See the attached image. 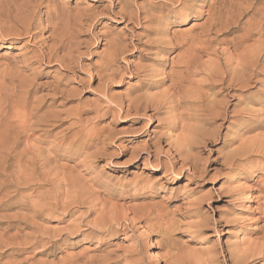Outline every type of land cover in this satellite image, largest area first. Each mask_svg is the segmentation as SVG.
Returning a JSON list of instances; mask_svg holds the SVG:
<instances>
[{"label": "rangeland", "instance_id": "374dc122", "mask_svg": "<svg viewBox=\"0 0 264 264\" xmlns=\"http://www.w3.org/2000/svg\"><path fill=\"white\" fill-rule=\"evenodd\" d=\"M40 1L28 7L26 0H0V19L10 28L14 18L27 15ZM50 1L51 8L35 7L30 34L0 32V165L7 164L3 180L9 184L17 171L34 170L37 181L23 188L13 183L4 192L11 202L0 210V264H134L128 257L138 245L149 263L166 264L172 247V256L191 254L187 261L200 264L229 246L260 239L262 235L250 231L258 228L264 202L259 200L263 192L255 191L264 189V159L253 157L256 161L251 165L237 160L233 169L224 162L241 144L264 134L263 128L253 129L254 119L264 120V87L254 85L230 99L234 105L243 101L237 111L254 112L244 115L246 130H240L242 118L231 117L222 122L216 140L198 145L195 152L209 173L199 178L189 166L180 174L166 173L144 153V147L156 140L159 122L136 120L134 113L127 115L108 99L124 102L127 92L145 81V67L160 66L143 59L149 51L137 45L115 67L121 76L107 84L99 77L107 50L104 35L132 38L144 33L143 25L117 16L120 8L111 12V0ZM212 5L210 17L207 10ZM187 11L188 23L179 25L184 20L180 18L172 29L201 34L210 18L216 24L211 37L219 40L210 52H220L222 63L236 62L245 49L255 50L258 36L248 35L257 32L264 0H195ZM52 27L72 43L68 61H78L73 70L58 62L69 51L55 54L49 62ZM134 39L140 44L139 38ZM177 54L162 53L158 58ZM210 60H217L216 56L202 57L207 64ZM171 68L172 63L164 69ZM215 128L206 127L210 132ZM162 148L167 151L168 142ZM134 152L140 154L138 159H133ZM161 158L171 164L165 153ZM230 191L242 196L232 197ZM208 195L213 198L205 201ZM38 197L51 205L34 214L31 208ZM200 201L202 209L196 206ZM136 216L140 219L133 230H124Z\"/></svg>", "mask_w": 264, "mask_h": 264}, {"label": "bare ground", "instance_id": "6f19581e", "mask_svg": "<svg viewBox=\"0 0 264 264\" xmlns=\"http://www.w3.org/2000/svg\"><path fill=\"white\" fill-rule=\"evenodd\" d=\"M35 1L36 0H26L25 6L30 7L31 2ZM194 1L195 0H111L109 6L110 11L115 12L117 8H120L115 14L130 22L143 25L142 29L144 33L142 35H132V38H113L105 34L104 36L107 37V50L106 56L103 58L102 70L100 71L99 77L106 82V84L109 81H115L118 76H121V73L115 68L117 64L123 61L126 54L133 53V51L130 50L131 47L143 45V47L147 49L145 50L149 51L144 54L143 59L153 60L160 68L145 67L143 71L148 72V74L145 75V81L128 91L124 102H117L111 97H106L127 115L134 113L135 116L139 117L136 120L141 121L148 118L150 121L157 120L159 122V126L157 127L160 128V131H154L156 135L154 137V139H156L155 142L151 145L149 144L146 148L144 147V153L154 158V163L157 167H161L166 173L180 174L182 170L189 166L193 175L203 178L209 171L204 167L202 163L203 160L195 152L198 145L203 144L206 140H216L218 130L221 129L224 124L222 122L228 121L231 117L236 116L244 120L245 114L254 115V112L248 108L237 111L243 101L234 105L233 101L230 99L236 97V92L242 93L256 87L254 85L260 84L264 87V14L261 21L258 22L256 28L257 32L253 33L251 31L248 35L249 38L258 36L255 50L245 49V51L237 56L236 62L226 60L225 63H222L223 55L220 52L215 50L213 53L210 52L213 43L219 41L211 37L210 33L215 28L216 24L212 23L210 18H208L204 24L207 30L201 34H195L194 29H191L185 34H180L178 30H173L174 27H177V20L180 18L184 20L179 22V25L188 23L190 13L187 10L192 7ZM51 3L52 1L49 2V0H41L40 4L32 7L33 10L27 12V15H19L14 18V20L10 22L12 25H10V28L6 26L7 23L2 22L0 19V32H2L3 35H11L12 33H18L19 35L23 33L30 34L34 25L33 15L36 10L35 7L41 8L45 5L51 8ZM207 12L209 13L208 15L212 17L213 5L209 7ZM25 13L26 12H24V14ZM157 13H160V15ZM54 16H48V22L50 24L53 23ZM93 18L95 19V17ZM172 19H174L173 23L170 22ZM218 20L220 21L221 18ZM95 25H98V23ZM38 26L39 25H37V27ZM91 26L93 25L91 24L90 27ZM58 29L56 30L58 31ZM56 30H53L54 33L51 35L53 41L52 44L47 46L49 52L46 55L49 56V62H51L55 54L62 51H69L68 54L59 59L58 62L67 69L73 70L76 68L75 65L78 64V61H68V58H71V54L73 53L72 43H67L62 39ZM134 38H139L140 44H134ZM143 39L147 41L143 42ZM162 53H166L167 55L170 53L178 54L173 57L158 58ZM211 55L216 56L217 60H210V64L202 62L203 56ZM170 63H172V68L169 72H166L164 68H167ZM128 64L129 67H127V69L132 67L130 62H128ZM136 71L140 72L138 68H136ZM123 76L124 75H122L121 80H123ZM197 77H200V79ZM167 83H169V85L163 88ZM154 90L157 92L152 93ZM232 92L234 93L233 95L231 94ZM52 96L53 99L56 100L55 95L52 94ZM232 107H234V109L230 110ZM254 120L256 121H254L255 126H253V129H264V120ZM188 121L196 122L197 126L188 124ZM27 122L25 127L27 126L28 128L29 122ZM242 123L240 130L244 131L246 130L248 122L244 120ZM207 126H216V128L213 132H210L206 129ZM177 131L182 132L176 136L174 133ZM237 141L238 137L235 138V142ZM164 142H168L169 146V149L165 152H163L162 148ZM163 153L171 160V164L163 161L161 158ZM132 157L133 159H138L140 154L134 152ZM253 157L264 159V134H261L249 143L241 144L238 149L233 150L227 155L224 163L227 167L233 169L234 166L237 165V160L248 162V165L255 163L256 160H251ZM16 162L17 161H15V163ZM180 163H182V166L176 170L177 165ZM6 165H0V210H4L10 206L9 201L11 202V199L5 200V197L7 198L9 196L6 193L4 194L6 188L10 189L9 187L12 186L13 183L23 188V185L28 186L37 182L33 174L35 172L34 170L31 174L23 173L25 170H19L16 173V178L7 184V182L3 180L5 179L4 176L7 171ZM13 166L12 164V168ZM243 166L244 164L242 167ZM8 173L10 174L9 170ZM23 174H26V177ZM256 183L259 185L258 182ZM260 190L263 192V198L259 200L264 199V189L262 190L259 188L255 190L256 192ZM230 193L232 197L242 196L241 192L233 191L232 193V191H230ZM42 194L48 197L46 193ZM20 198H23V196ZM209 198L212 199L213 197L208 195L204 197V200L207 201ZM37 199L38 201L35 202L31 208L34 214H39L51 205L47 202V198L44 202L41 201L42 199L40 200L39 197ZM238 199L240 198L234 200L236 201ZM203 201L196 204L198 209H202ZM22 205L26 206L27 203H23ZM260 206L258 228L250 231V234L262 235L260 239L229 246L220 254H213L203 262H200V264H259L264 261V225H261L264 223V202L261 203ZM137 219L139 220L140 218L136 216V218L132 220V223L129 224V227L127 226L124 230H133L135 227L134 223ZM226 222L228 223V221ZM152 247L153 244L151 245V248ZM139 248V245L133 250L131 248L132 252L128 257V259L131 260L129 263L153 264L149 263L150 261H145L142 256V251ZM170 248L167 256H165L167 260L166 264H193L191 261H187L191 254H186L185 256L176 254L172 256L173 248Z\"/></svg>", "mask_w": 264, "mask_h": 264}]
</instances>
